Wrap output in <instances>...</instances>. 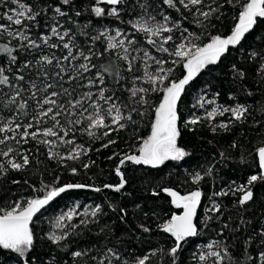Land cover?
<instances>
[{"label":"snow or ice","instance_id":"snow-or-ice-1","mask_svg":"<svg viewBox=\"0 0 264 264\" xmlns=\"http://www.w3.org/2000/svg\"><path fill=\"white\" fill-rule=\"evenodd\" d=\"M225 5L237 9L234 23L227 35L208 33L206 43L200 42L205 32H190L184 26L187 16L181 13L174 17L169 11L180 13L182 7L206 30L215 27L213 19L226 18L222 11ZM0 8H5L0 13V21H4L0 23V178L10 171L27 169L32 151L23 146L31 142H35L37 151L39 145H44L49 159L75 161L91 151L86 142H77L78 137L92 141L131 130L139 140L134 151L113 154L120 156L115 168L118 184L101 188L59 184L58 180L55 185L42 183L38 190L42 195L21 196L8 208H0V249L16 253L22 264H36L31 253L39 239L63 250L67 247L64 241L80 234L77 229L99 222L101 205L80 211L77 203L55 217L50 230L38 236L35 225L42 210L62 194L85 188L120 193L128 183L121 170L126 164L158 168L190 155L178 144L182 126L188 128L203 120L212 124L218 116L228 114V119L216 122L211 131H230L231 126L245 122L251 115L243 103H218V92L212 98L206 91L196 96L192 108L203 109V115L193 113L182 119L181 106L186 88L201 72L219 64L230 49L242 47L246 35L264 20V0H0ZM247 60L264 80V49L249 51ZM180 66L184 72L177 77L174 73ZM232 70L234 78H246L245 69L233 64ZM229 99L236 98L230 94ZM145 124L150 128L148 135L135 136ZM116 143V139H107L102 147ZM231 147H236L235 142ZM220 156L225 158L224 153ZM257 156L259 173L251 175L245 184L233 182V186L213 191L203 219L198 217V210L205 194L199 187L183 194L175 187L152 189L153 196L166 194L176 209L157 225L173 238L174 246L167 253L171 264H178V254L190 238L220 221L222 205L216 197L239 193L236 203L240 207L253 200L252 186L264 182V146L257 149ZM90 166L83 164L84 169ZM214 168L212 164L204 172L190 173L189 180L199 185L213 176ZM71 173L77 175L78 169L72 167ZM33 190L37 191L34 186ZM109 207L116 211V205ZM120 214L123 222L127 209L120 208ZM143 216L148 220L157 214L153 210ZM74 220L78 223H72ZM251 223L241 217L239 224L230 228L225 221L216 232L218 238L200 246L193 259L197 264H264V223L252 229L251 235H244ZM137 227L143 233L153 231L147 224ZM226 229L229 236H225ZM104 232L102 227L100 233ZM93 248V264H148L155 254L129 258L119 247H109L107 239ZM90 250L73 251L71 255L80 258ZM43 264H56L55 257Z\"/></svg>","mask_w":264,"mask_h":264},{"label":"trees","instance_id":"trees-1","mask_svg":"<svg viewBox=\"0 0 264 264\" xmlns=\"http://www.w3.org/2000/svg\"><path fill=\"white\" fill-rule=\"evenodd\" d=\"M209 2L210 0H205V3ZM4 11L5 8H0V13ZM169 11L174 17L180 16L181 13L187 16L184 26L190 32H205L200 42L206 43L208 33L212 35L229 33L237 9L225 5L222 11L225 12L226 18L222 16L219 20L213 19L212 24H215V27H208L206 30L198 26L195 22L196 18L182 7L180 13L175 10ZM3 22L0 21V23ZM242 45V47L230 49L226 58H222L219 64L210 65L204 69L186 88L181 113L182 119L190 117L193 113L198 116L203 115V109L192 108L196 96L206 91L212 98L218 92L220 93L219 97H216L218 103L245 104L251 113L248 119L245 122L235 123L230 131L217 129L215 133L211 131V127L216 122L226 121L228 114L223 117L218 116L212 124L208 120H203L195 126L190 125L188 128L182 126L178 144L190 155L183 161H169L158 168L126 164L121 170L125 173L128 183L120 193L110 189L95 192L91 188H85L62 194L47 206L46 210H42L43 215L35 225L38 236H43L50 230L55 215L77 203L80 205V211L85 207H94L99 204L103 208V213L98 215V223H90L87 229L83 227L77 229L79 235L74 234L64 241L67 247L63 250L58 249L46 239H39L31 253L36 258V264H43L51 257H55L56 264H93L91 257L96 255L93 246L100 245L106 239L109 247H119L129 258L155 252L150 256L148 264H171V258L167 253L174 246L173 238L162 233L157 225L163 223L176 209L170 204V198L166 194L161 193L159 197L153 196L152 189L175 187L183 194L199 187L205 194L198 214V217L203 219L204 210L209 203L208 197L213 191L233 186V182L234 185L245 184L251 175L259 173L257 149L264 146V80L253 71L255 65L249 64L247 53L251 50L264 49V20H261L256 28L246 35ZM233 64L237 68L246 70L247 75L244 80L234 78ZM183 72L180 66L174 75L179 77L183 75ZM230 94L236 99L230 100ZM192 128L195 130H190ZM149 131L150 128L146 124L141 125L136 130L135 136H146ZM107 139H116L117 143L104 148L102 145ZM77 142H86V146L90 147L91 151L75 161L49 159L45 146L39 145L37 151L35 142L24 145V148H31V163L23 172L10 171L8 175L0 178V208H8L21 196L42 195L38 191L42 183L55 185L58 180L59 184L82 183L101 188L104 184H118L119 177L115 173V168L119 164L120 156L113 154L122 155L124 152H132L139 144V140L134 138L131 130H123L113 133L111 137L92 141H89L87 137H78ZM233 142L236 144L234 148L231 147ZM220 153H224V159H221ZM84 163H90L91 166L84 169ZM212 164H215V168L211 178L206 177L199 185L189 180L190 173L204 172ZM72 167L78 169L77 175H72ZM15 180H19L20 183L14 184ZM33 186L37 191L33 190ZM252 191L253 200L243 207L236 203L239 193L235 196L230 193L228 196L216 197L215 199L222 205V218L219 222L213 223L210 230L206 229L198 237L188 240L184 250L178 254V264H197V261L193 259V253L198 252L205 242L218 238L216 232L225 221L229 222L230 228L239 224L241 217L251 221V227L244 232V235H251L252 229L264 223V182L255 183ZM109 204L116 205V211H112ZM137 205H140V208H137ZM120 208H126L128 211L123 222L119 218ZM153 210L157 217L145 220L143 213H151ZM72 223H78V221L74 220ZM140 224H147L153 231L143 233L137 227ZM102 227L105 228L104 233H100ZM230 234L226 229L225 236ZM235 235L240 236V233ZM237 244L238 251L239 242ZM86 249H91L88 255L73 259L71 255L73 251ZM0 264H22V260L16 253L0 249Z\"/></svg>","mask_w":264,"mask_h":264},{"label":"rangeland","instance_id":"rangeland-1","mask_svg":"<svg viewBox=\"0 0 264 264\" xmlns=\"http://www.w3.org/2000/svg\"><path fill=\"white\" fill-rule=\"evenodd\" d=\"M201 93H202V92H201ZM201 93H200V94H201ZM209 98H210V97H209ZM209 107H211V106H209ZM67 209H68V208H67ZM67 209H64V210L60 211V212L57 214V216L60 215L63 211H66ZM57 216H56V215L54 216L53 221H54L55 217H57Z\"/></svg>","mask_w":264,"mask_h":264},{"label":"water","instance_id":"water-1","mask_svg":"<svg viewBox=\"0 0 264 264\" xmlns=\"http://www.w3.org/2000/svg\"><path fill=\"white\" fill-rule=\"evenodd\" d=\"M57 199V198H56ZM199 211H200V209L198 210V214H199Z\"/></svg>","mask_w":264,"mask_h":264}]
</instances>
